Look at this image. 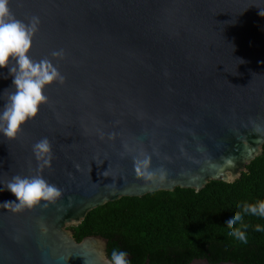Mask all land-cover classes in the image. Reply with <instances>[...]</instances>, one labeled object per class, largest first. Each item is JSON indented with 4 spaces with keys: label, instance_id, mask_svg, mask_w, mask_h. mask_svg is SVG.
Here are the masks:
<instances>
[{
    "label": "water",
    "instance_id": "95a60500",
    "mask_svg": "<svg viewBox=\"0 0 264 264\" xmlns=\"http://www.w3.org/2000/svg\"><path fill=\"white\" fill-rule=\"evenodd\" d=\"M9 6L25 23L39 17L31 58L51 60L65 83L45 89L48 102L15 140L0 135V184L41 174L63 195L18 214L0 205V264H105V238L77 242L69 230L91 211L122 197L233 183L262 154L264 0ZM59 50L64 57H52ZM11 89L0 69V108ZM43 138L53 159L40 171L32 146ZM13 200L0 191V204Z\"/></svg>",
    "mask_w": 264,
    "mask_h": 264
},
{
    "label": "trees",
    "instance_id": "16d2710c",
    "mask_svg": "<svg viewBox=\"0 0 264 264\" xmlns=\"http://www.w3.org/2000/svg\"><path fill=\"white\" fill-rule=\"evenodd\" d=\"M264 200V146L247 172L233 183L209 182L201 191L175 188L143 197H122L91 211L77 227H70L81 242L100 236L107 243V257L114 247L128 252L131 264L209 263L264 264V232L256 224L264 219L245 216L248 243L235 241L225 217L238 205Z\"/></svg>",
    "mask_w": 264,
    "mask_h": 264
},
{
    "label": "clouds",
    "instance_id": "9594fccd",
    "mask_svg": "<svg viewBox=\"0 0 264 264\" xmlns=\"http://www.w3.org/2000/svg\"><path fill=\"white\" fill-rule=\"evenodd\" d=\"M10 0H0V69H8L12 77V91L9 92L4 106L0 108V135L8 140H15L23 126L34 119L40 107L48 102L45 89L54 83L63 85L65 77L58 67L49 59L33 60L30 50L34 36L38 32L39 17H32L28 23L17 19L10 10ZM264 16V13L260 12ZM63 50L53 51L52 57L63 58ZM254 123V122H253ZM256 132L262 131L254 125ZM32 152L42 171L52 164V146L47 138L37 141ZM7 190L14 197L13 201L0 204L11 209L14 214L47 207L55 204L63 195L61 190L48 182L43 175L31 177L13 176L5 186L0 184V191ZM239 210L230 212L225 217L228 234L239 243H248L245 216L264 219V200L238 205ZM256 232H264V225L256 224ZM128 252L114 247L105 264H131Z\"/></svg>",
    "mask_w": 264,
    "mask_h": 264
}]
</instances>
